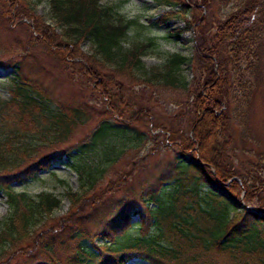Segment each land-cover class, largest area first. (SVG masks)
<instances>
[{
    "label": "rangeland",
    "instance_id": "obj_1",
    "mask_svg": "<svg viewBox=\"0 0 264 264\" xmlns=\"http://www.w3.org/2000/svg\"><path fill=\"white\" fill-rule=\"evenodd\" d=\"M252 0H101L105 5L113 7L114 11L131 19L125 38L122 40L123 48H128L135 42L151 39L152 46L144 49L141 56L144 69L163 65L168 56L180 53L187 58H199L198 43L200 35H196L197 20L204 19L201 26L207 37L210 31H217L218 25L224 26L230 13L240 10ZM253 11H256L254 8ZM207 20V21H206ZM201 21V20H200ZM227 27V26H225ZM218 32V31H217ZM60 26L52 20L49 10V0H0V108L9 97L8 88L12 84L11 77L13 64L19 65L20 78H26L35 84L41 85L50 98L61 107L75 105L85 111L86 118L79 121L57 149L65 154L81 145L86 144L92 136V131L101 122L112 125L110 134L98 141L95 147H88L73 152V156H64V163L73 162L80 164H100L106 159L104 171L97 180L92 191L84 195L77 203H72L64 195L66 185L78 189V178L63 163H55L49 170L39 171L37 177H30L21 182L15 181L12 185L15 190H25L35 194L41 190L52 191L61 199L60 205L55 209L54 215L49 217L42 225L38 226L32 234L23 236L15 244L6 247L0 255V264H33L44 259L46 263L68 264L77 240L80 237L98 245L100 237L112 233L115 238L122 235L134 236L137 233L153 231L152 225H146L142 230L132 225L122 229L102 231L106 222L119 212V207L128 209L132 203L147 205L148 195L151 191L162 190V197L166 199L171 187L172 167L177 163L188 162L191 158L202 167L205 161L202 153L212 139L216 130H221L223 125L221 116L211 109V105L204 95L200 82L203 80L201 69L196 65L185 62L180 65V81L189 83L187 90L179 85H169L162 81L146 84L136 74L134 77L119 74L113 63L94 61L91 57V43L89 39L80 42L68 41L60 34ZM61 54V60L56 59V54ZM70 53L81 55L88 65L96 68V74H85L80 70L82 63L71 60ZM65 56V57H64ZM67 56V57H66ZM81 65V66H80ZM87 65V64H86ZM262 67V68H261ZM257 81H253L254 92L250 101L249 118L247 125L240 124V120H232L228 129V137L223 129L219 132V140L226 142L223 160L225 165L230 164L240 173H252L258 165L257 157L264 155V62L261 63ZM15 68V67H14ZM245 66L241 62L237 66H229L227 84L231 93L230 114L240 119L242 113L237 99L246 86L243 82L249 81V72L243 73ZM243 73V74H242ZM223 71L215 65L212 79L208 82L217 85ZM205 79V77H204ZM220 82V81H219ZM106 84L113 93L120 94L121 98L130 104L134 114L130 111L122 116L113 115L112 109L107 108L100 95L102 86ZM248 85V84H247ZM102 91V90H101ZM231 92V91H230ZM117 105L124 103L122 99L114 97ZM199 104L201 109L197 112V121L191 127L194 113L191 110V101ZM5 108V107H4ZM123 105H119L122 109ZM13 109V107L11 108ZM143 109V110H141ZM215 109V108H214ZM112 113H109L108 111ZM13 111V110H12ZM121 114V113H120ZM121 117V118H120ZM21 124V123H20ZM206 125V128L204 127ZM3 124L0 125V130ZM116 127H120L119 132ZM21 133V128L19 127ZM139 134H133L127 130ZM203 133L199 139V133ZM18 133V134H20ZM9 147L16 151L15 160L23 156L19 153L24 145L21 139L7 140ZM207 142V144H206ZM115 145L117 153L106 148L105 145ZM206 144V145H204ZM257 153V154H256ZM42 154V153H41ZM46 154V153H45ZM257 155V156H255ZM115 158L114 162L109 160ZM203 158V159H202ZM13 159V160H14ZM27 158L22 166L30 164ZM202 163V164H201ZM207 174L217 178L216 168L212 165L201 168ZM15 169H0V173H11ZM195 174L196 169L189 170ZM189 171L186 174L189 175ZM198 182L201 188H208L203 175L199 173ZM233 174L227 182L231 183L230 192L220 183H213L216 191L228 195L237 208L264 207V190L261 183L256 182L248 187L246 183ZM162 181H160V180ZM191 181L187 182V184ZM248 182V181H247ZM250 183V179H249ZM2 184H4L2 182ZM0 190V218L7 212L6 196ZM143 195L145 200H143ZM248 207H247V206ZM136 219V216L133 217ZM264 219L263 217H260ZM259 242L247 247H222L217 241L206 248L202 244L196 247H179L180 253L192 258L199 263L195 264H264V227L259 225ZM143 231V232H142ZM71 234H74L71 237ZM24 235V233H23ZM111 235V234H109ZM111 235V236H113ZM165 241V238H162ZM50 244L49 248L48 247ZM191 247V248H188ZM53 254H51V251ZM50 252V253H48ZM181 257V256H180ZM166 256V263L175 264L176 259ZM127 264H151L145 259L133 257Z\"/></svg>",
    "mask_w": 264,
    "mask_h": 264
},
{
    "label": "trees",
    "instance_id": "obj_2",
    "mask_svg": "<svg viewBox=\"0 0 264 264\" xmlns=\"http://www.w3.org/2000/svg\"><path fill=\"white\" fill-rule=\"evenodd\" d=\"M100 1L49 0L50 15L55 24L60 26V34L65 39H69L68 41L73 40L75 43L85 39L90 40V55L94 61L100 60L103 64L113 63L117 73L132 77L136 74L146 84L162 81L176 87L179 85L181 89L187 90L189 83L180 81L182 78L179 75L180 65L185 62L196 65V68L201 69L204 74L203 81L200 82V87L204 90L202 95L215 106V109L211 110L217 113L216 116H221L224 131L222 133L230 136L228 129L234 119L240 120V124L244 126L247 125L255 85L253 81H257L261 63L264 62V0H252L244 8L230 13L227 23L224 26L218 25V32L210 31L207 37L203 35L205 32L201 26L205 17L200 19L201 21L197 20L198 25L195 26L194 31L196 35H200L199 38L196 37L200 39L199 58H187L180 53H174L168 56L163 65L149 70L143 68L141 56L145 53V48L152 46L151 39L135 42L128 48H123L122 40L133 21L114 11L112 6L102 4ZM254 8L256 11H253ZM55 56L56 59L61 60L63 55L57 53ZM69 57L76 63H82L80 70L86 75L96 74V68L94 70L93 66L90 67L88 60L84 61L81 55L70 53ZM241 62L245 66L243 73L248 71L250 78L248 82H243L246 86L240 98L232 96L234 100H238L242 111L241 115L239 111L240 119H236L230 114L233 90H230V85L227 84V78L229 79L227 72L231 64L235 67ZM215 65H219L220 70L223 71L216 86L208 84L212 79L210 76ZM13 66L15 67L13 71L16 73L10 76L12 84L8 88L9 97L0 108V125L3 124L0 130V169H15L11 173H0V190L5 192L7 203V212L0 218V255L6 247L15 244L14 248H16L23 236L32 234L38 226L52 217L61 202L59 196L52 191L41 190L29 194L25 190H15L12 184L30 177L35 178L39 171L49 170L55 163H63L75 171L78 178V189L66 185L64 195L70 202L77 203L93 190L107 162L105 159L100 164L75 165L73 162L64 163L63 158L73 156L71 153L78 150L95 147L99 140H105L104 136L113 130L111 124L101 121L92 131L91 139L86 144L65 154L61 153L57 146L70 136L79 121L86 118L85 111L75 105L61 107L50 98L41 85L26 78L21 79L18 64ZM101 90L100 95L107 108L112 109L113 115L122 116L127 109L130 114H134L130 104L126 103L120 94L113 93L106 84ZM114 97L122 99L124 103L117 105ZM231 103L234 106L233 102ZM119 105H123V108L119 109ZM200 109V105L192 99L191 110L195 116L191 127L197 121V112ZM111 111L108 112L112 113ZM20 125L25 127V129L21 128V133L18 132ZM204 127L206 128V125ZM120 130V127H116L117 132ZM221 130H216L208 144L206 142V151L202 153L204 158L202 159L205 161L199 160L203 162V167L191 158L188 162L174 163L171 171L173 182L166 199L162 197V190L151 191L147 204H154L153 207L132 203L126 210L121 205L119 212L111 218V221L105 223L107 226L102 228L106 233L114 228L122 229L129 224L140 230L146 225H152V232L142 231L143 233L134 236L122 235L119 238H115L112 233H106L100 237L101 241L97 246L92 242L89 244V240L80 237L76 241L77 246L68 264H127V261L133 257L145 259L151 264H161L166 263V256L170 262L169 258L176 259L175 264H195L199 262L185 256L186 249L180 253L179 247L187 246L186 244L196 247L202 244L208 248L217 241L222 247L237 248L259 242L258 227L259 225L264 227V219L257 217L249 208H237L228 195L216 191L211 186L218 181L225 187L226 192H230L231 183L227 180L237 173L236 169L233 170L230 164L225 165L223 161L226 157L224 154L226 142L218 138ZM127 131L133 134V138L139 136L131 129ZM202 135L203 133L200 132L198 138L200 139ZM18 138L24 144L19 151L23 157L16 161L14 159L16 151L9 147L7 140ZM105 146L116 154L115 158L120 155L114 144ZM27 158L31 163L22 166V162ZM115 158L109 162H114ZM257 160L258 165H255L254 172L250 174L244 172L236 176L248 187L252 184L256 186L258 181L262 185L261 189L264 190V155L259 154ZM208 165L216 168L217 178L202 171L201 168L207 169ZM191 169L197 170L195 174L190 173ZM187 171L189 175L186 174ZM204 172L202 181L211 185L202 189L203 182L200 180L199 183L198 178L199 173ZM189 180L192 184H187ZM144 198L143 195V200ZM260 209L264 207L261 206ZM134 216L136 219L133 218ZM73 235L71 234V237ZM162 238H165V241H162ZM48 245L46 248L50 247V244ZM46 262L50 261L44 259L33 264H49Z\"/></svg>",
    "mask_w": 264,
    "mask_h": 264
},
{
    "label": "water",
    "instance_id": "obj_3",
    "mask_svg": "<svg viewBox=\"0 0 264 264\" xmlns=\"http://www.w3.org/2000/svg\"><path fill=\"white\" fill-rule=\"evenodd\" d=\"M247 206V205H246ZM248 207V206H247ZM249 209L256 214L257 217H263L264 218V210H258L255 208H250Z\"/></svg>",
    "mask_w": 264,
    "mask_h": 264
}]
</instances>
